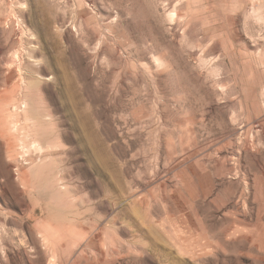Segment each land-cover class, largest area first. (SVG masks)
Masks as SVG:
<instances>
[{
	"label": "rangeland",
	"instance_id": "1",
	"mask_svg": "<svg viewBox=\"0 0 264 264\" xmlns=\"http://www.w3.org/2000/svg\"><path fill=\"white\" fill-rule=\"evenodd\" d=\"M0 264H264V0H0Z\"/></svg>",
	"mask_w": 264,
	"mask_h": 264
}]
</instances>
